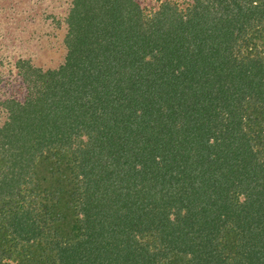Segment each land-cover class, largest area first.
<instances>
[{"label":"trees","instance_id":"trees-1","mask_svg":"<svg viewBox=\"0 0 264 264\" xmlns=\"http://www.w3.org/2000/svg\"><path fill=\"white\" fill-rule=\"evenodd\" d=\"M71 4L4 102L0 264H264V0Z\"/></svg>","mask_w":264,"mask_h":264},{"label":"rangeland","instance_id":"rangeland-1","mask_svg":"<svg viewBox=\"0 0 264 264\" xmlns=\"http://www.w3.org/2000/svg\"><path fill=\"white\" fill-rule=\"evenodd\" d=\"M138 1L149 11L158 9L162 0ZM178 1L184 6V0ZM71 5V0H0V125L9 115L6 99L23 100L29 90L17 70L19 57L32 59L44 70L58 68L65 60V19Z\"/></svg>","mask_w":264,"mask_h":264}]
</instances>
